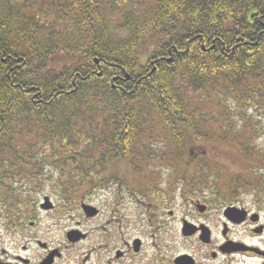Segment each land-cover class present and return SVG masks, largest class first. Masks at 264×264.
Wrapping results in <instances>:
<instances>
[{
  "label": "trees",
  "instance_id": "16d2710c",
  "mask_svg": "<svg viewBox=\"0 0 264 264\" xmlns=\"http://www.w3.org/2000/svg\"><path fill=\"white\" fill-rule=\"evenodd\" d=\"M242 75L234 94L247 87L264 108V93L248 90L250 80L264 89V0H0V190L15 200L4 179L17 164L4 155L23 131L39 128L37 168L49 147L50 159L74 161L73 178H91L100 121L107 150L123 137L118 152L151 136L201 137L206 121L179 82L198 91Z\"/></svg>",
  "mask_w": 264,
  "mask_h": 264
},
{
  "label": "flooded vegetation",
  "instance_id": "af4514ba",
  "mask_svg": "<svg viewBox=\"0 0 264 264\" xmlns=\"http://www.w3.org/2000/svg\"><path fill=\"white\" fill-rule=\"evenodd\" d=\"M102 123L92 177L57 186L44 230L0 190V264H264L259 202L252 210L211 182L204 138L151 136L140 151L118 152L123 137L107 150Z\"/></svg>",
  "mask_w": 264,
  "mask_h": 264
},
{
  "label": "rangeland",
  "instance_id": "374dc122",
  "mask_svg": "<svg viewBox=\"0 0 264 264\" xmlns=\"http://www.w3.org/2000/svg\"><path fill=\"white\" fill-rule=\"evenodd\" d=\"M243 79V75L231 77L228 82L224 78L222 81L211 78L205 88L197 91L186 88L189 86L184 77L178 86L192 100L190 110L195 111V115L200 111L199 117L203 116L201 119L206 121L205 123L198 120V130L205 141L201 140L197 146H202L209 152V158H213L215 165H212L214 177L211 182L225 188L230 199L252 210L255 209L252 204L257 199L264 222V108L247 101V95H250L245 91L247 87L240 85L237 87L239 93L234 94L233 90H236L233 87L234 81L244 84ZM255 79L257 81V78ZM225 83L229 86L231 83L233 88L227 89L228 85L225 86ZM250 86L248 90L250 88L252 95L260 97L264 93V89L257 82L255 84V81L250 80ZM261 105L264 107V103ZM39 139V128L36 126L30 134L23 131L13 140L16 151L14 153L10 150L4 158L5 162L8 160L17 164V167H14V174L10 175L9 179H4V183L7 185V190L15 196L14 202L20 204L23 211L32 209L33 220L37 221L39 228L44 230L45 218L48 215L44 209H41L44 199L57 201L60 199L57 195L58 185H64L68 189L76 187L81 182L73 178L69 168L74 165V161H63L66 159L63 154H59L57 160L50 159L53 154L49 147L45 148L46 157L43 163L40 162L41 167L37 168L34 162L40 146ZM242 152H246L248 156ZM73 193L71 191V194ZM1 194L5 197L3 191ZM12 205L14 203L10 206ZM68 215V213L64 214V216Z\"/></svg>",
  "mask_w": 264,
  "mask_h": 264
},
{
  "label": "water",
  "instance_id": "95a60500",
  "mask_svg": "<svg viewBox=\"0 0 264 264\" xmlns=\"http://www.w3.org/2000/svg\"><path fill=\"white\" fill-rule=\"evenodd\" d=\"M168 62H171V59H168ZM94 63H95V64H98V61L95 60ZM153 71H154V70H153ZM48 204H49V203H48V199H47V198L44 199V204H42L41 208L48 209Z\"/></svg>",
  "mask_w": 264,
  "mask_h": 264
}]
</instances>
